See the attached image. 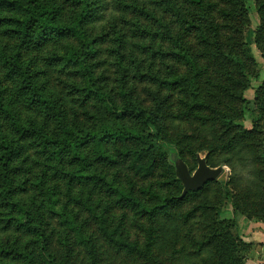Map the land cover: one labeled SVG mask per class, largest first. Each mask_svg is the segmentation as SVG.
I'll use <instances>...</instances> for the list:
<instances>
[{"label": "trees", "instance_id": "16d2710c", "mask_svg": "<svg viewBox=\"0 0 264 264\" xmlns=\"http://www.w3.org/2000/svg\"><path fill=\"white\" fill-rule=\"evenodd\" d=\"M248 21L245 0H0L13 85L0 84V264H244L251 244L220 214L227 202L264 224V81L248 121ZM47 45L61 50L45 63L77 80L67 92L30 53ZM201 152L228 180L181 197L174 163Z\"/></svg>", "mask_w": 264, "mask_h": 264}, {"label": "rangeland", "instance_id": "374dc122", "mask_svg": "<svg viewBox=\"0 0 264 264\" xmlns=\"http://www.w3.org/2000/svg\"><path fill=\"white\" fill-rule=\"evenodd\" d=\"M115 11V14L117 15L119 13V9ZM245 10L248 15V24L245 26L243 30V39L245 43L247 44V50L249 54L251 55L252 59L254 60L253 66L251 68V74L249 77V86L245 89L243 93V98L248 102L247 109L249 113L246 116V119L249 121H258L259 115L257 112V108L255 105V93L257 89L262 85L264 81V60L258 50L257 47V29L260 25V17L257 13V5H256V0H245ZM117 12V13H116ZM114 15V12L112 13ZM127 20L131 21L135 16L134 15H127ZM112 18V17H110ZM110 22H112V19H110ZM106 28V27H105ZM103 31V30H102ZM61 50V45H47L39 48L33 49L30 53L33 56V58H37L36 61V67L37 69L41 68L46 72V76L44 78L48 82V86L52 90H62L63 92L68 91V86L73 85L74 82L76 83L77 80H73L66 72H61L60 71V66L58 65H49L45 63L46 58H48L54 51H60ZM31 56V57H32ZM103 58V56H102ZM97 61H101V58L96 59ZM107 62V61H106ZM109 62V61H108ZM100 72L104 74V77L107 78L106 85L108 86L107 88L113 89L114 84H115V79L117 78V75L115 74V70H112L111 67L105 65L100 69ZM0 84L2 88H4L8 94L13 93V85L10 82H2L1 80V72H0ZM70 88V87H69ZM20 113L22 116L28 115L27 113L24 112V110L21 108ZM262 130L264 134V121H262ZM248 125V124H247ZM197 156H200L202 159L205 160V153L201 152L198 153ZM196 156V157H197ZM185 162H189L190 164V172L193 173L196 168L197 164L192 163L191 157L186 156L184 158ZM181 161L182 163L186 164L185 162ZM179 162L174 163V168L176 169V166ZM223 171L220 174V176L215 180L218 183H224L228 180L230 171L227 167L222 166ZM124 174V173H123ZM137 184L140 183L141 181L139 179L133 180ZM225 208L220 214L221 219H227V220H233L236 222L237 230L241 234V230H246L252 232L251 228L259 227L261 225L264 226V224L260 222H256L255 220L248 221L245 218H243L240 215H235L234 216V211L232 210L231 206L225 202ZM242 220V221H241ZM256 231V230H255ZM241 237L243 238L244 241V235L241 234ZM253 249V248H252ZM256 249V248H255ZM250 257H256V254L251 252V250L248 252L246 256ZM165 264H170L172 262H164ZM173 264V263H172Z\"/></svg>", "mask_w": 264, "mask_h": 264}, {"label": "water", "instance_id": "95a60500", "mask_svg": "<svg viewBox=\"0 0 264 264\" xmlns=\"http://www.w3.org/2000/svg\"><path fill=\"white\" fill-rule=\"evenodd\" d=\"M197 168L193 173H190L187 166L179 162L176 166V177L183 186L181 197L187 192H194L199 190L207 182L216 180L223 171L222 167L216 169L209 168L205 160L200 156L196 158Z\"/></svg>", "mask_w": 264, "mask_h": 264}, {"label": "crops", "instance_id": "0c3cea01", "mask_svg": "<svg viewBox=\"0 0 264 264\" xmlns=\"http://www.w3.org/2000/svg\"><path fill=\"white\" fill-rule=\"evenodd\" d=\"M251 229L252 232L249 231V228L246 232L241 230V234L244 235V241L251 244L253 248H251V252L255 253L256 257L246 256L244 264H264V226Z\"/></svg>", "mask_w": 264, "mask_h": 264}]
</instances>
